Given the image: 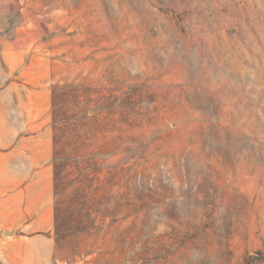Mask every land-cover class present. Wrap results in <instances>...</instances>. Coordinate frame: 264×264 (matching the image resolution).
<instances>
[{
    "label": "rangeland",
    "instance_id": "rangeland-1",
    "mask_svg": "<svg viewBox=\"0 0 264 264\" xmlns=\"http://www.w3.org/2000/svg\"><path fill=\"white\" fill-rule=\"evenodd\" d=\"M0 264H264V0H0Z\"/></svg>",
    "mask_w": 264,
    "mask_h": 264
},
{
    "label": "crops",
    "instance_id": "crops-1",
    "mask_svg": "<svg viewBox=\"0 0 264 264\" xmlns=\"http://www.w3.org/2000/svg\"><path fill=\"white\" fill-rule=\"evenodd\" d=\"M45 189L42 190V192L44 191ZM47 193L51 196V193H52V186H49L48 189H46ZM49 220H51V215L49 217Z\"/></svg>",
    "mask_w": 264,
    "mask_h": 264
},
{
    "label": "water",
    "instance_id": "water-1",
    "mask_svg": "<svg viewBox=\"0 0 264 264\" xmlns=\"http://www.w3.org/2000/svg\"><path fill=\"white\" fill-rule=\"evenodd\" d=\"M6 235H8V234H6Z\"/></svg>",
    "mask_w": 264,
    "mask_h": 264
}]
</instances>
